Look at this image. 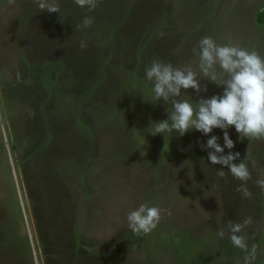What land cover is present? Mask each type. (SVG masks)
Masks as SVG:
<instances>
[{"label": "rangeland", "instance_id": "rangeland-1", "mask_svg": "<svg viewBox=\"0 0 264 264\" xmlns=\"http://www.w3.org/2000/svg\"><path fill=\"white\" fill-rule=\"evenodd\" d=\"M57 2L60 13L0 0V108L40 263L244 264L216 232L252 217L242 234L257 245L253 264H264V138L228 129L235 147L224 154L239 152L235 163L246 158L251 172L244 198L243 182L200 146L211 135L224 146L223 130L148 133L172 106L154 98L144 74L153 59L195 68L204 36L264 57V0H99L92 12ZM85 15L95 22L81 31ZM200 82L207 92L182 90L193 104L223 94ZM142 203L162 218L135 235L127 215ZM29 242L0 120V264H34Z\"/></svg>", "mask_w": 264, "mask_h": 264}, {"label": "clouds", "instance_id": "clouds-1", "mask_svg": "<svg viewBox=\"0 0 264 264\" xmlns=\"http://www.w3.org/2000/svg\"><path fill=\"white\" fill-rule=\"evenodd\" d=\"M8 3L14 4L15 0H8ZM34 3L40 12L46 10L49 13H60L57 0H34ZM74 3L92 12L97 8L99 0H74ZM94 22L95 17L85 15L81 24L76 27L82 31L90 28ZM80 47L82 50L86 49L87 43L82 40ZM192 51L198 57L195 68L191 65L175 67L159 59H153L145 68L144 74L152 82L154 98L172 106L171 112L167 110L168 119L150 121L148 133L155 136L175 132L183 137L189 131L196 130L209 136L214 128L223 130L224 146H221L218 142L220 138L215 135H211L206 144L201 142L200 146L209 150L207 160L211 164L227 167V172L233 178L243 182L236 191L242 197L250 198L252 193L247 187V181L251 179V172L246 158L237 164L235 161L240 159L239 152L229 151L227 155L224 153L225 148L232 150L235 147L228 132L231 126H235L240 138H264V57L256 50L250 51L238 45L217 44L211 36L202 37ZM19 78L20 74L17 73V79ZM204 78L225 86L223 94L207 99L201 97L193 104L183 93L188 89H194L197 94L207 92V85L201 87L200 81ZM252 164L255 167V161ZM217 175L226 178L227 173L218 170ZM256 184L264 191V172L256 180ZM161 218L160 207L142 203L128 213V228L135 235L149 234L158 226ZM252 223V217H246L242 221L228 220L216 232L221 239L228 235L232 245L244 252V264H253L257 255V245L252 244L249 248L248 238L242 234Z\"/></svg>", "mask_w": 264, "mask_h": 264}, {"label": "water", "instance_id": "water-1", "mask_svg": "<svg viewBox=\"0 0 264 264\" xmlns=\"http://www.w3.org/2000/svg\"><path fill=\"white\" fill-rule=\"evenodd\" d=\"M0 120H1V127L3 130V134L5 137V142H6L7 152L9 155V160H10V164H11L12 175L14 178L15 187H16V191L18 193V198H19L21 209H22V214H23L24 221H25L26 228H27L28 239L30 241L29 244H30V248L32 250L34 264H41L40 258H39V253L36 249V242L34 239V234H33L32 229H31L30 220H29L28 212H27V208H26V203H25V199L23 196V191H22V187H21V183H20V179H19V174L17 171V167L15 164L14 157H13L12 148H11L9 138L7 135L6 126H5L3 116H2L1 108H0Z\"/></svg>", "mask_w": 264, "mask_h": 264}]
</instances>
